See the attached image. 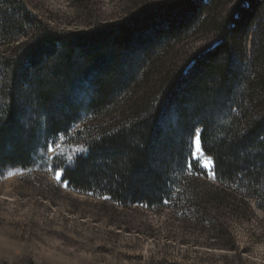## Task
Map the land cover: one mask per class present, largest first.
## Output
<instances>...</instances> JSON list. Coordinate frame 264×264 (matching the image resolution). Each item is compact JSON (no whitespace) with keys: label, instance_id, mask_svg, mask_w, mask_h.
Returning <instances> with one entry per match:
<instances>
[{"label":"trees","instance_id":"16d2710c","mask_svg":"<svg viewBox=\"0 0 264 264\" xmlns=\"http://www.w3.org/2000/svg\"><path fill=\"white\" fill-rule=\"evenodd\" d=\"M263 9L264 0H171L139 5L128 18L85 33L58 34L22 0H0V43L38 29L13 58L0 55L7 75L0 88V169L28 166L43 135L65 133L81 113L117 105L154 56L197 28L215 34V43L163 77L159 105L144 97L128 103L125 120L94 140L67 179L75 190L109 195L122 206H160L172 170L184 169L189 143L183 137L199 124L217 179H232L242 199L264 210V48L256 54L254 47L249 65L258 75H237L232 52L250 21L264 18ZM150 28L154 34L143 38ZM215 123L221 132L212 135Z\"/></svg>","mask_w":264,"mask_h":264},{"label":"rangeland","instance_id":"374dc122","mask_svg":"<svg viewBox=\"0 0 264 264\" xmlns=\"http://www.w3.org/2000/svg\"><path fill=\"white\" fill-rule=\"evenodd\" d=\"M22 1L44 26L68 34L124 20L139 5L171 0ZM37 33L33 29L31 35L0 43V55L13 58L19 45L33 41ZM153 34L150 28L143 38ZM215 40V34L196 28L154 56L117 105L81 113L65 133L43 135L28 166L0 169V264H264V210L252 198L242 199L244 193L232 179H217L199 124L189 139L183 137L189 143L185 166L172 170L175 178L160 206H122L109 195L75 190L66 175L87 156L94 140L125 120L129 105L140 97L159 105L163 77L175 75ZM254 47L256 54L264 48V18L259 15L232 47L234 63L240 66L237 75H258L249 66ZM5 72L0 66V88L7 82ZM220 102L223 105L226 96ZM216 116L226 118L222 111ZM212 125L210 133L219 134L217 123ZM194 133L201 141L200 152ZM53 141L59 145L54 154L47 151Z\"/></svg>","mask_w":264,"mask_h":264},{"label":"snow or ice","instance_id":"6c2138e0","mask_svg":"<svg viewBox=\"0 0 264 264\" xmlns=\"http://www.w3.org/2000/svg\"><path fill=\"white\" fill-rule=\"evenodd\" d=\"M194 135H196V138H195V147H196V151L197 152H200L201 151V148H200V145H201V141H200V138H199V136H198V134H195L194 133ZM59 147V145H57L56 143H55V141H53V144H49V145H47V151L48 152H51V153H55L56 152V149ZM195 159V158H194ZM56 177H57V179H60V173H57L56 174Z\"/></svg>","mask_w":264,"mask_h":264}]
</instances>
